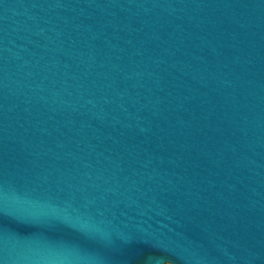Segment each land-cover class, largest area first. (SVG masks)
Returning <instances> with one entry per match:
<instances>
[{"label": "water", "instance_id": "water-1", "mask_svg": "<svg viewBox=\"0 0 264 264\" xmlns=\"http://www.w3.org/2000/svg\"><path fill=\"white\" fill-rule=\"evenodd\" d=\"M0 264H264V0H0Z\"/></svg>", "mask_w": 264, "mask_h": 264}]
</instances>
